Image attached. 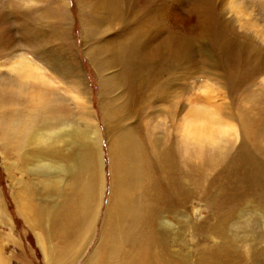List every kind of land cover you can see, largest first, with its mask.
Instances as JSON below:
<instances>
[{
	"label": "bare ground",
	"instance_id": "obj_1",
	"mask_svg": "<svg viewBox=\"0 0 264 264\" xmlns=\"http://www.w3.org/2000/svg\"><path fill=\"white\" fill-rule=\"evenodd\" d=\"M59 1L56 12L69 18L68 0ZM180 1L175 6L174 0H76L84 31L88 23L98 25L101 9L106 32L113 33L97 39L92 28L87 37L96 43L87 54L102 76L101 95L110 96L101 109L112 175L100 236L89 254L103 207L105 177L101 179L100 172L102 139L86 82L74 63L48 61L57 77L72 79L74 94L66 97L51 87L44 72L36 74L42 68L28 57L19 62L18 74L0 75L1 151L18 157V162L23 158L20 172L28 173V193L24 190L21 202L30 226L42 229L39 242L48 264H77L86 254L82 264H189L185 255L178 259L169 252L162 236L176 228L166 214L188 218L193 198L214 210L216 233L231 223L236 204L250 206L248 214L239 212L232 237L206 245L199 264H248L240 247L231 242L240 236L253 240L254 253L259 249L256 243L264 241V89L253 88L264 74V55L258 50L254 56L249 47L253 55L225 67L229 94H247L236 101L241 140L236 148L221 138L225 129L211 109L186 110L192 73L200 65L218 64L216 53L235 58L242 52L230 53L213 0H192L188 6L187 0ZM207 38L216 52L207 49ZM35 53L43 62L50 55ZM199 55L208 59L200 61ZM113 69L117 73L106 78ZM38 77L41 84L35 83ZM156 101L168 103L165 115L171 128L145 122ZM215 123L216 130L211 128ZM207 138L214 140L211 146L204 143ZM211 172L215 174L209 178ZM36 182L41 191L58 195L63 206L35 221L30 200ZM63 185L66 189L61 191ZM0 264H6L1 254Z\"/></svg>",
	"mask_w": 264,
	"mask_h": 264
},
{
	"label": "rangeland",
	"instance_id": "obj_2",
	"mask_svg": "<svg viewBox=\"0 0 264 264\" xmlns=\"http://www.w3.org/2000/svg\"><path fill=\"white\" fill-rule=\"evenodd\" d=\"M191 1L187 0L186 2L185 0L186 6ZM213 1L214 12H216L220 26L224 27L225 34L230 42L228 48L230 53L235 56V51L237 50L242 52V54L232 58L229 55L223 56L216 53L214 58L217 59L218 64L214 65V67L210 66V68L206 67L207 65L205 67L200 65L199 69L192 73L189 79L192 86L186 112H189L188 110H191V108L194 110L202 109L203 107L211 109L213 116L221 123L223 130L225 129L221 138L231 142L237 148L241 140L237 136L239 128L236 113L239 106L236 101L247 94L245 91H243L244 93L240 91V96L237 95V97L229 94L227 87H225V67L232 66L239 58L245 55L246 58L253 55L249 47L254 49V56H257L255 52H258V50L264 55V0ZM68 2L69 18H67L68 16L62 18L56 12L60 3L59 0H0V75L18 74L21 68V65H18L19 62L23 58L28 57V62L33 61L38 68H42L38 69L39 71L36 74L40 76L44 72V76H47L49 82H51V87L66 97H71L74 94L72 79L63 78V76L57 77V73L55 74L49 68L48 61L74 63L79 70L81 78L86 82L87 94L93 106L91 110L94 112V125L98 123V131L102 139L101 152L104 158V168L100 172L101 179L103 176L105 177L103 207L101 208L100 218L97 221L95 238L87 251V254H89L94 249L100 236L99 230L112 189V175L108 137L106 135L107 129L104 125L101 109L102 102L105 103L110 96L104 97L101 95L100 81L102 76L97 73L87 54L88 49L95 46L96 43L89 41L87 37H90L92 28L96 29L97 39L110 38L113 33L112 31L106 32L107 24L103 22L105 16L101 9L97 11L98 14L96 13L98 25L92 26V24L88 23L84 31L81 24H79L80 17L77 15L76 0H68ZM180 3L177 6L182 11L183 6ZM174 4L176 6V0H174ZM186 11L188 10L183 12L187 13ZM18 13L22 18H20ZM64 30H67V32H64ZM27 31L28 34L25 35ZM207 44L206 47L209 51L216 52L210 38H207ZM35 52H46L50 55L47 57V61L43 62L39 60V55H36ZM198 59L202 61L203 59H208V57L199 55ZM116 73L117 70L113 69L106 74L104 73V76L109 78ZM35 80L36 84L42 83L39 81V77ZM255 81L257 83L253 86L254 89H264V74L257 77ZM44 87L46 86L44 85ZM151 106L152 108L148 110L147 117L144 119L145 122L150 123L152 127L160 128L164 125V127L171 128L167 115H165L168 103L156 101L152 102ZM217 108L221 109L223 113ZM211 128L216 130L219 126L215 123ZM158 133L159 135L161 134L160 136H165L162 131H158ZM191 138L195 142L194 137L192 136ZM212 141L214 140L207 138L204 143L211 146ZM173 142L175 144L177 141ZM24 153L23 156H25ZM22 159L18 162V157L5 156L0 146V254L2 259H5L6 264H48L43 247L39 242V233L42 232V229L40 231L30 226L28 211L26 212L23 209L21 202L24 190L28 193L24 188V182L28 183V173H22L24 174L22 175L20 172ZM214 174L215 172H211L207 176L211 178ZM65 189L66 186L63 185L61 191ZM100 196L101 192L98 193L97 199ZM57 197L58 195L56 194L53 195V193L41 191L39 183L36 182L33 185V198L30 200V205L33 207L30 209L32 218L34 217L36 221L43 214L52 215L53 213L54 215L63 206L59 202L61 198L58 199ZM66 198H70V195H66ZM188 206V218L184 220L182 214L176 215L174 219L169 214H166V217L173 222L176 228L172 227L173 230L170 228L165 231L162 239L166 246L169 245V252L173 256L181 259L185 255L189 264H199L206 245H219L225 237H232L235 232L232 228L233 223L237 225V221L240 219L239 212L246 213V209L250 207L236 204L231 223L228 226H220V232L216 233L214 229L218 219H216L214 210L206 207L198 198L191 199ZM240 237L231 243L240 247V252L246 256L247 263L264 264V254H261V250L264 249V241L256 243L259 249L256 248L255 254V252L252 253L251 251L255 242L253 240L248 241L246 237H241L243 239ZM86 255L77 264H82ZM256 257L257 259L260 258V260L257 261Z\"/></svg>",
	"mask_w": 264,
	"mask_h": 264
}]
</instances>
